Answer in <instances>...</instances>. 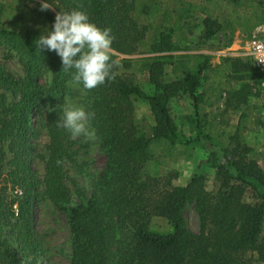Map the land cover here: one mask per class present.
I'll return each mask as SVG.
<instances>
[{"label":"trees","instance_id":"obj_1","mask_svg":"<svg viewBox=\"0 0 264 264\" xmlns=\"http://www.w3.org/2000/svg\"><path fill=\"white\" fill-rule=\"evenodd\" d=\"M42 1L49 3L47 10L39 6L42 26L24 31L4 28L5 7L0 2V49L17 55L25 68V77L17 79L0 63V264H44L36 237L39 199L49 200L67 214L70 264H264V168L250 158L252 149L239 132L229 136L227 145L218 143L215 125L200 114L206 84L213 79L239 85L228 93L212 85L209 91L216 93L217 103L224 95L228 105L239 106L261 97L264 75L251 59L227 58L215 68L214 56L201 53L232 45L233 31H229L233 23L244 20L241 13L230 12L228 27L194 0ZM249 2L237 4L244 8ZM157 7L162 15L153 25L151 12ZM73 10L87 13L92 23L110 30L114 38L113 78L91 90L75 80V69L63 70L55 52L36 45L60 12ZM249 18L251 23L254 18ZM200 29L190 49L197 53L175 55L182 50L175 37L194 38ZM138 55L148 56L118 60ZM136 75L146 76L155 88L152 95L136 82ZM70 83L86 94L80 105L93 114L88 125L106 158L105 170L93 178L91 191L77 189L86 201L77 208L71 207L68 169L77 165L73 150L77 143L58 127L65 101L73 93ZM182 97L195 104V115L183 118L191 123L192 137L184 135L172 114V102ZM139 103L150 107L155 124L138 117ZM48 104L42 127L49 144L39 157L46 169L40 179L32 164L34 119ZM203 141L210 144L209 156L186 185H175L178 174L146 175V165L157 159V151L181 158L184 148ZM206 169L216 172V192L207 189ZM190 204L200 219V234L187 229L185 210ZM156 219L166 221L170 230L155 231Z\"/></svg>","mask_w":264,"mask_h":264},{"label":"rangeland","instance_id":"obj_2","mask_svg":"<svg viewBox=\"0 0 264 264\" xmlns=\"http://www.w3.org/2000/svg\"><path fill=\"white\" fill-rule=\"evenodd\" d=\"M199 5L206 6L209 11L215 13V16L224 23V26L230 25L229 14L232 11H239L244 20L239 23H233V30L229 31L233 44L228 48L220 51L201 53L211 54L214 56L213 66L215 68L223 65L224 59L235 58L250 62V58L245 56L246 45L252 38L255 29L264 25V0H250V2L239 8L235 0H194ZM4 5V28L11 31H24L30 28L42 26L41 14L39 6L44 4L42 0H0ZM162 15V9L157 7L151 12V21L153 25H157ZM253 21L250 23V18ZM235 22V20L233 21ZM202 29L197 31L196 37L188 38L183 34L175 37V42L182 48L175 55H185L197 53L190 50L193 43H196L197 37ZM149 44L152 39H149ZM142 50L145 52L146 47ZM148 55H138L133 57L119 56L118 60H139ZM0 63L6 70L17 79L25 77V68L20 58L15 54H10L4 49H0ZM123 74H125L122 71ZM136 82L150 95L155 92V88L150 84L146 76L136 75ZM172 78L171 69H168V80ZM210 80L206 84V103L200 105V114L206 117L208 122L215 125L216 142L223 145L228 144L230 135L236 132L240 133L241 139L252 149L250 158L258 162L264 168V79L260 83L259 89L261 97L251 99L249 104L241 105L229 104L228 97L224 95L222 101L217 103L216 94L209 91L212 85L220 87L225 93L233 89H239V85L235 81L232 85L228 84L227 79ZM72 89L71 97L66 99V107H81L80 103L86 98V94L76 83H70ZM214 95V96H213ZM213 96V98H212ZM194 102L189 97H182L172 102L171 109L173 117L178 125H180L183 133L187 137H192L190 130V122L183 120L185 117L195 115ZM43 113H37L34 119V128L36 136L34 137V156L33 169L40 179L45 176V164L39 157L45 154L46 147L49 144L47 132L42 127V120L50 110L49 104L45 107ZM137 115L139 118H147L150 123L155 124L150 107L146 103L137 104ZM91 130V129H90ZM94 131V130H92ZM77 144L73 147L77 153V165L70 164L69 169V185L73 192V200L71 207L77 208L86 204V201L79 198L77 189L91 191L94 177H101L106 167V158L101 150V144L96 137L87 139L83 136L72 139ZM210 144L205 141L184 148L185 155L181 158H168L162 155V151H157L158 157L147 163L145 173L151 177H167L177 175L178 179L174 181L177 186L186 185L193 175L197 172L202 162L206 161L209 156ZM208 177L207 189L209 192L218 190L216 182V172L212 169L205 171ZM247 199L251 202V195L248 194ZM36 217V237L40 245V260L44 264H70L72 258L71 246V229L68 222L67 214L60 207L53 205L49 200L39 199L35 204ZM185 222L187 229L194 234H200L201 224L197 215L195 206L188 205L185 210ZM153 229L158 232H167L170 230L169 225L162 219H156L153 223ZM14 248L18 246L13 242Z\"/></svg>","mask_w":264,"mask_h":264},{"label":"clouds","instance_id":"obj_3","mask_svg":"<svg viewBox=\"0 0 264 264\" xmlns=\"http://www.w3.org/2000/svg\"><path fill=\"white\" fill-rule=\"evenodd\" d=\"M49 3L42 4L47 10ZM113 37L110 30L101 29L90 21L87 13L79 10L60 12L52 26L36 41L40 49L55 52L62 61L63 70L75 69V80L86 90L94 89L113 78L117 63L111 59ZM91 113L81 107H68L58 121L72 139L81 136L94 138L88 121Z\"/></svg>","mask_w":264,"mask_h":264},{"label":"built area","instance_id":"obj_4","mask_svg":"<svg viewBox=\"0 0 264 264\" xmlns=\"http://www.w3.org/2000/svg\"><path fill=\"white\" fill-rule=\"evenodd\" d=\"M245 56L250 58L256 69L264 75V25L255 29L246 45Z\"/></svg>","mask_w":264,"mask_h":264}]
</instances>
